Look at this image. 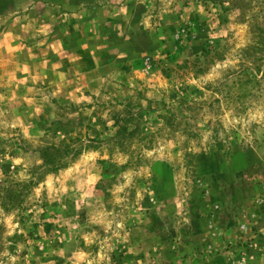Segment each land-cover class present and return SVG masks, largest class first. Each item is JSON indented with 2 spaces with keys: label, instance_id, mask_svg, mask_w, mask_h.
<instances>
[{
  "label": "rangeland",
  "instance_id": "obj_1",
  "mask_svg": "<svg viewBox=\"0 0 264 264\" xmlns=\"http://www.w3.org/2000/svg\"><path fill=\"white\" fill-rule=\"evenodd\" d=\"M49 6L69 56L0 46V264H264V0Z\"/></svg>",
  "mask_w": 264,
  "mask_h": 264
},
{
  "label": "crops",
  "instance_id": "obj_2",
  "mask_svg": "<svg viewBox=\"0 0 264 264\" xmlns=\"http://www.w3.org/2000/svg\"><path fill=\"white\" fill-rule=\"evenodd\" d=\"M55 1L56 0H0V21L5 20L3 24L2 22H0V29H2V32L0 34V46H5L6 52L15 49L18 50L19 62H16V65H21L24 67L21 68V71L22 74H25V76H30L27 77V80H30L31 77L36 78V76L38 75L36 67L38 65H42L40 64L41 61L39 62V60L36 59L33 55V47H35V49L40 48L42 50H58L59 52L66 50L65 55L69 56L67 54L68 49L66 43L68 41V29H66L67 17L61 20L63 13L58 10L60 9V7L51 8V6H49L52 5ZM59 1L66 2V0ZM57 14L59 15V22L51 25V18ZM65 15L66 14L64 13L63 16ZM42 34H47L48 37L43 39L41 38L42 40H39L37 37L41 36ZM38 41L41 45L37 44ZM81 41H83V47H81L80 45L79 48L80 50H84V44L86 42L84 39ZM27 42L33 43L28 44ZM9 48L11 49L8 50ZM22 51H24L25 54H28V56L31 55L30 62L26 63L20 59V53ZM78 55H81L83 57V54L78 53ZM0 57H4V53H0ZM83 63L84 60L81 61V64ZM4 65H7V63H4L3 59L0 58V66ZM17 72L20 73V70H17ZM45 73L46 72H44L43 74ZM83 73L84 74L82 75V77L85 78V74L88 72L85 73L84 71ZM46 75L47 74L44 75V78ZM103 80L104 79H102L101 77L92 79L91 89L98 86L101 82H103ZM88 81L90 80L86 81L85 79V81L83 80L82 82V84L85 85V89H83L85 92L86 90L88 91V89L86 88L89 86Z\"/></svg>",
  "mask_w": 264,
  "mask_h": 264
},
{
  "label": "trees",
  "instance_id": "obj_3",
  "mask_svg": "<svg viewBox=\"0 0 264 264\" xmlns=\"http://www.w3.org/2000/svg\"><path fill=\"white\" fill-rule=\"evenodd\" d=\"M91 143H93L92 141H90ZM90 147V146H89ZM61 149L55 148V147H47L45 149V169L46 172H55L57 170H59L60 168H62L63 163H57L55 164L54 162V156L57 155L58 153H61ZM73 156H75L77 154V151L73 152Z\"/></svg>",
  "mask_w": 264,
  "mask_h": 264
}]
</instances>
